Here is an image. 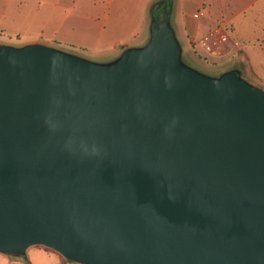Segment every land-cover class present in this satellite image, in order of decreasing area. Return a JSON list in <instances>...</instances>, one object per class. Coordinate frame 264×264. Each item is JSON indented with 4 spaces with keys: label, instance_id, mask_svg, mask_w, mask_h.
Returning a JSON list of instances; mask_svg holds the SVG:
<instances>
[{
    "label": "water",
    "instance_id": "95a60500",
    "mask_svg": "<svg viewBox=\"0 0 264 264\" xmlns=\"http://www.w3.org/2000/svg\"><path fill=\"white\" fill-rule=\"evenodd\" d=\"M149 18L106 65L0 45L1 255L264 264V90L184 65L164 0Z\"/></svg>",
    "mask_w": 264,
    "mask_h": 264
},
{
    "label": "rangeland",
    "instance_id": "374dc122",
    "mask_svg": "<svg viewBox=\"0 0 264 264\" xmlns=\"http://www.w3.org/2000/svg\"><path fill=\"white\" fill-rule=\"evenodd\" d=\"M168 1L164 0L166 11L169 12L168 23L176 34L184 21L181 7L192 12L196 3L193 0H175V6L170 8ZM74 2L75 0L12 1L5 16L0 19V45L22 47L39 43L95 64L106 65L114 62L129 47L127 45L138 47L143 44L138 33L141 27L149 24V17H137L135 9L123 12L120 6H115L114 13L105 17L102 13L105 4L100 1H97L96 7H93L91 0ZM203 5L210 12H213V8L218 10L217 4L213 7ZM189 20L196 22L197 19L191 14ZM191 22L188 23L191 25ZM196 29L195 35L200 37L204 29ZM176 37L182 49L184 65L208 77H217L223 72V62H205L194 53L187 40L180 39L177 34ZM0 264L69 263L50 249L34 246L27 250L25 259L0 255Z\"/></svg>",
    "mask_w": 264,
    "mask_h": 264
},
{
    "label": "crops",
    "instance_id": "0c3cea01",
    "mask_svg": "<svg viewBox=\"0 0 264 264\" xmlns=\"http://www.w3.org/2000/svg\"><path fill=\"white\" fill-rule=\"evenodd\" d=\"M12 1L15 0H0V19L5 16ZM97 1L105 4V10L102 12L105 17L114 13L115 6H120L123 12L135 9L137 17L148 19L151 5L159 0H91L93 7H96ZM193 2L196 5L192 12L181 7L184 21L180 24L177 36L187 40L191 46V41L199 38L195 35L196 28L202 27L203 35L214 26L224 25L234 44V50L231 56L221 61L224 65L222 71L237 70L248 83L264 90V0H193ZM175 3L173 0V7ZM203 4L212 7L217 4L218 10L213 8V12H210ZM191 14L197 19L196 22L189 20ZM147 27L148 25L146 27L144 25L138 33L143 43L148 36Z\"/></svg>",
    "mask_w": 264,
    "mask_h": 264
},
{
    "label": "built area",
    "instance_id": "2783aa9c",
    "mask_svg": "<svg viewBox=\"0 0 264 264\" xmlns=\"http://www.w3.org/2000/svg\"><path fill=\"white\" fill-rule=\"evenodd\" d=\"M191 48L198 57L208 63H219L232 55V44L227 28L217 25L198 39L191 41Z\"/></svg>",
    "mask_w": 264,
    "mask_h": 264
},
{
    "label": "trees",
    "instance_id": "16d2710c",
    "mask_svg": "<svg viewBox=\"0 0 264 264\" xmlns=\"http://www.w3.org/2000/svg\"><path fill=\"white\" fill-rule=\"evenodd\" d=\"M63 259H64V258H63ZM64 261L67 262V263H69V264H76V263L70 262V261L65 260V259H64Z\"/></svg>",
    "mask_w": 264,
    "mask_h": 264
}]
</instances>
